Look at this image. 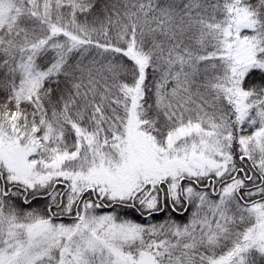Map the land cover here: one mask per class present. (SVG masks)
Instances as JSON below:
<instances>
[{"label": "snow or ice", "instance_id": "obj_1", "mask_svg": "<svg viewBox=\"0 0 264 264\" xmlns=\"http://www.w3.org/2000/svg\"><path fill=\"white\" fill-rule=\"evenodd\" d=\"M0 264H264V0H0Z\"/></svg>", "mask_w": 264, "mask_h": 264}, {"label": "rangeland", "instance_id": "obj_2", "mask_svg": "<svg viewBox=\"0 0 264 264\" xmlns=\"http://www.w3.org/2000/svg\"><path fill=\"white\" fill-rule=\"evenodd\" d=\"M156 219H162V217H157ZM177 219H183L182 217H177Z\"/></svg>", "mask_w": 264, "mask_h": 264}, {"label": "flooded vegetation", "instance_id": "obj_3", "mask_svg": "<svg viewBox=\"0 0 264 264\" xmlns=\"http://www.w3.org/2000/svg\"><path fill=\"white\" fill-rule=\"evenodd\" d=\"M40 203H43V201H40Z\"/></svg>", "mask_w": 264, "mask_h": 264}]
</instances>
